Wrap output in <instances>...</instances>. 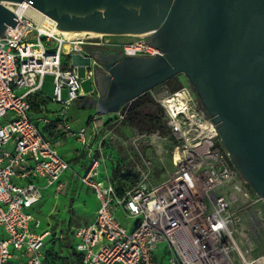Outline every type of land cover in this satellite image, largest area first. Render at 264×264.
I'll return each instance as SVG.
<instances>
[{
  "label": "built area",
  "instance_id": "obj_1",
  "mask_svg": "<svg viewBox=\"0 0 264 264\" xmlns=\"http://www.w3.org/2000/svg\"><path fill=\"white\" fill-rule=\"evenodd\" d=\"M1 4L18 21L6 25V38H0V264H52L46 253L50 237L69 242L80 264H264V254H256V239L264 237V198L236 171L189 86L164 88L155 97L168 134L162 139L173 142L172 170L155 185L152 161L139 153L138 183L117 190L103 148L107 122L100 116L77 130L65 124L80 93L78 66L64 67V58L85 59L87 46L153 58L162 55L158 47L138 37H65L43 30L33 13L46 15L28 2ZM46 74L53 77L49 102L59 106L56 121L40 91ZM91 76L89 71L86 78ZM52 124L61 138L80 144V172L58 152L61 138L47 137ZM66 172L93 195V220L65 232L37 233L40 220L31 210L49 188L63 189Z\"/></svg>",
  "mask_w": 264,
  "mask_h": 264
},
{
  "label": "water",
  "instance_id": "obj_2",
  "mask_svg": "<svg viewBox=\"0 0 264 264\" xmlns=\"http://www.w3.org/2000/svg\"><path fill=\"white\" fill-rule=\"evenodd\" d=\"M24 1L60 31L149 35L145 43L163 54L104 65L96 113H117L183 74L230 162L264 198V0H0V38L18 21L1 3Z\"/></svg>",
  "mask_w": 264,
  "mask_h": 264
},
{
  "label": "rangeland",
  "instance_id": "obj_3",
  "mask_svg": "<svg viewBox=\"0 0 264 264\" xmlns=\"http://www.w3.org/2000/svg\"><path fill=\"white\" fill-rule=\"evenodd\" d=\"M148 37L149 35L138 38L146 40ZM119 38L128 41L134 37L109 36L102 39L104 41H113ZM111 49L117 50L115 47H111ZM69 59V57L63 59L64 67L69 63ZM87 71L88 69L84 65L78 66V86L80 91L83 92L90 91L94 85L92 80L86 78ZM184 86L188 87V82L183 74H179L163 84L154 87L150 91L145 92L144 99L138 101L140 107H138L137 112H149V117L135 114L129 115L127 110L130 103H128L121 107L117 113L105 119L107 122L104 128L106 132L105 130L101 132L102 136H106L103 142V148L107 157V166L113 172L118 189H133L138 183V175L136 172L141 168L138 157L139 153L150 158L152 161L153 170L150 184L155 185L163 181L168 173L171 172L173 142L169 138L167 140L162 139L168 134L167 130L163 129V114L160 111L155 97L164 88L169 91H175ZM52 90L53 77L46 74L42 78L40 91L42 96L47 99V103H50L49 99L52 96ZM62 96L63 98L66 97L65 91H63ZM80 110L86 116L83 119L80 114L76 116ZM94 112L95 110L88 106L75 104L67 113V116L70 115L68 121H71V128H75L80 122L82 124L87 118L92 117ZM151 116L158 117V123ZM74 117L76 118L74 119ZM73 122L76 125H73ZM152 134H157L160 138L151 139ZM59 146L60 153L66 159L75 156V150L78 153L81 151V146L76 142H61ZM69 161L71 162L70 159ZM83 164L84 158L82 155L78 161H72V167L75 165L78 172H80L78 168ZM64 177L67 178V181L63 189L59 193H55L54 187L49 188L44 192L40 204L31 210V213L40 220L37 233H42L45 230L65 232V230L71 227L87 225L93 220L96 205L92 194L70 177L69 172H66ZM49 239L52 238L50 237ZM60 245L59 248L55 246L58 258L65 260L63 264H74L73 260L75 258L71 250L65 247V242H61ZM257 253L264 254V237L259 235L256 239Z\"/></svg>",
  "mask_w": 264,
  "mask_h": 264
},
{
  "label": "crops",
  "instance_id": "obj_4",
  "mask_svg": "<svg viewBox=\"0 0 264 264\" xmlns=\"http://www.w3.org/2000/svg\"><path fill=\"white\" fill-rule=\"evenodd\" d=\"M84 51H85V55L87 56L85 59H82L81 57H78V56H72V57H70L69 63L66 64V66H70V65H77V66L84 65L88 69L87 73L89 71L91 72L92 76H91L90 80L93 81L94 85H93L92 89L90 91H88V92L80 91V88H79V93H80L79 98L72 105V107L75 104H79L80 106H88V107H90V108L95 110L93 116L94 115L100 116L101 122L104 123V122H106L105 119H107L108 116L113 115L115 113H111L110 112V113H107L106 115H99V114L96 113V109H95L94 106H92L91 101L92 100H97L98 98L101 97L99 88L101 89L102 86L104 85V78H105V75H107V72H106V70L104 68V65H106L108 63H112L113 65L116 64L117 63V61H116L117 57L116 56L118 54L116 53L115 50H113L111 48H97V47H91V46L85 47ZM45 101H46L45 106H46V110L48 112V115L50 116L52 121H56L57 119H59V106H57L55 104H52V103H47V99H45ZM78 112H77L76 116H78L80 114L82 116V119L86 117L83 111L80 110ZM69 116H67V114H66L64 121H65V124H67V126H69L71 128V126H70V122L71 121L70 120L68 121ZM71 116H72V114H71ZM75 118L76 117H74V119ZM90 118H87L82 124H81V122L78 123L79 124L78 126H75V128H71V129L77 130L78 128L86 125L88 123V121L90 120ZM73 125H76V124H74V122H73ZM58 138H61V136H59V133H57V138H55V139H53V138L51 139L50 138V139L51 140H57ZM61 142H76V143H78L73 138H66V139L65 138H61ZM59 148H60V146H58V148H57L58 152L60 153ZM74 153H75V156H72L71 158H69L71 160V162L72 161H78V159H80V155L82 154V150L79 153L76 152V150H75ZM60 155L63 156L61 153H60ZM69 159H66V160H69ZM86 190H88V189H86ZM92 197H93V195H92ZM95 205H96V202H95Z\"/></svg>",
  "mask_w": 264,
  "mask_h": 264
},
{
  "label": "trees",
  "instance_id": "obj_5",
  "mask_svg": "<svg viewBox=\"0 0 264 264\" xmlns=\"http://www.w3.org/2000/svg\"><path fill=\"white\" fill-rule=\"evenodd\" d=\"M145 95L146 94H143V95L139 96L138 98H136L135 100H133L132 102H130V104L128 105V110H127V113L129 115L135 114V115H142L143 117H145V116L146 117H149L150 116V113L149 112H137L138 107H140V105L138 104V101H140L141 99H144L143 97H145ZM43 102H45V101H43ZM158 106H159V104H158ZM159 108H160V111L163 114V110L161 109L160 106H159ZM202 109H203V107H202ZM151 117H152L153 120H157V123H158V121H159V118L158 117H156V116H151ZM154 127H156V126H154ZM163 129L166 130L165 123H164V115H163ZM45 133H46V135H47V137L49 139L50 138L51 139L52 138L55 139V138H57L58 131L55 129L54 124H52L49 128H46L45 129ZM112 180L115 182V186H116V181H115L116 179H114V177H113V172H112ZM116 188H117V190L119 192H122L123 191L121 189H118L117 186H116ZM60 243L61 242H57L54 239H49L47 241V243H46V253H47V256L49 258L50 263H52V264H63L64 261H65L64 259H59L58 258V256H57L58 254H57V252L55 250V246H57L58 248L61 246ZM65 247H68L71 250L72 255L75 258L73 260V263L74 264H80V260H81L80 255L75 252V250L72 247V245L69 242L66 241L65 242Z\"/></svg>",
  "mask_w": 264,
  "mask_h": 264
},
{
  "label": "bare ground",
  "instance_id": "obj_6",
  "mask_svg": "<svg viewBox=\"0 0 264 264\" xmlns=\"http://www.w3.org/2000/svg\"><path fill=\"white\" fill-rule=\"evenodd\" d=\"M6 3H10V2H6ZM13 4H15V3H13ZM33 15H34L35 19L37 20V22L41 25V28L43 30L49 29L51 32L56 33V34H60V35L65 36V37L89 36V38H105V37H109V36H116V35L99 34V33H94V32H87V31H80V32L60 31L56 27L53 26V22L51 21V19L49 17L43 16L41 18L34 13H33ZM146 35L147 34H144V35H122V37H140V36L142 37V36H146Z\"/></svg>",
  "mask_w": 264,
  "mask_h": 264
},
{
  "label": "flooded vegetation",
  "instance_id": "obj_7",
  "mask_svg": "<svg viewBox=\"0 0 264 264\" xmlns=\"http://www.w3.org/2000/svg\"><path fill=\"white\" fill-rule=\"evenodd\" d=\"M116 51V53L118 54V55H120L121 54V52L120 51H118V50H115ZM163 54V53H162ZM175 77V76H174ZM185 77V76H184ZM186 78V77H185ZM186 80H187V82H188V85H189V87L191 88V90H192V92H193V94H194V96H195V98H196V100L198 101V103L201 105V101H200V98H199V96L197 95V93L195 92V89H194V87L190 84V82H189V80L186 78Z\"/></svg>",
  "mask_w": 264,
  "mask_h": 264
}]
</instances>
